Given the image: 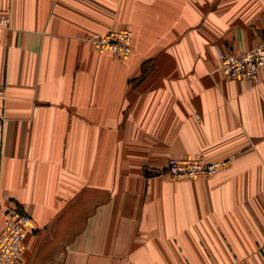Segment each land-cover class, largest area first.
Masks as SVG:
<instances>
[{
    "label": "crops",
    "instance_id": "obj_1",
    "mask_svg": "<svg viewBox=\"0 0 264 264\" xmlns=\"http://www.w3.org/2000/svg\"><path fill=\"white\" fill-rule=\"evenodd\" d=\"M0 206L30 217L17 264H264V0H0ZM128 28L125 60L94 35ZM173 157L231 164L168 179ZM3 210L0 207V229Z\"/></svg>",
    "mask_w": 264,
    "mask_h": 264
},
{
    "label": "built area",
    "instance_id": "obj_2",
    "mask_svg": "<svg viewBox=\"0 0 264 264\" xmlns=\"http://www.w3.org/2000/svg\"><path fill=\"white\" fill-rule=\"evenodd\" d=\"M10 24L6 13L0 12V28H7ZM132 34L128 28L108 31L94 35L90 42L99 52H109L116 59L125 60L131 54ZM218 70L229 81H246L253 86L260 83L259 72L264 68V41L253 48L239 53H218ZM4 98V90L0 89V99ZM5 120L0 114V123ZM190 160V163L174 159L170 162L166 173L157 172L168 179L196 178L218 172L225 162L207 165ZM3 225L0 229V264H16L24 250L26 230L30 223L27 215L21 214L16 207L3 209Z\"/></svg>",
    "mask_w": 264,
    "mask_h": 264
},
{
    "label": "rangeland",
    "instance_id": "obj_3",
    "mask_svg": "<svg viewBox=\"0 0 264 264\" xmlns=\"http://www.w3.org/2000/svg\"><path fill=\"white\" fill-rule=\"evenodd\" d=\"M174 159H177V160H180L181 162H185V163H190V160H192V161H196V162H200V163H206L207 165H209V164H212V163H217V162H225V165L223 166V167H221L220 169H219V171L218 172H220V171H222V170H225V169H227L228 167H229V165L231 164V161H232V158L231 157H228V158H226V159H223V160H218V161H205L203 158H189V157H173V158H171L170 160H169V162H168V164L166 165V167L163 169V170H161L162 171V173H166V171H167V168L169 167V164H170V162L172 161V160H174ZM191 161V162H192ZM218 172H215V173H211L210 175H207V176H200V177H196V178H177V179H197V178H208V177H210V176H213V175H215L216 173H218ZM176 180V179H175ZM10 206H13V207H16L17 208V210L21 213V214H23V215H27L26 213H24V212H22V211H20L19 210V208L16 206V205H14V204H6L5 206H0L1 208H2V210L4 209V208H6V207H10ZM28 216V215H27ZM29 217V216H28ZM3 218H4V213H3ZM29 219H30V217H29ZM31 221V220H30ZM30 224V223H29ZM2 225H3V223H2ZM29 226V225H28ZM2 228V227H1ZM27 233V232H26ZM24 248H25V244H24ZM24 251V250H23ZM22 251V252H23ZM22 254V253H21ZM21 256V255H20ZM17 264V263H16Z\"/></svg>",
    "mask_w": 264,
    "mask_h": 264
},
{
    "label": "bare ground",
    "instance_id": "obj_4",
    "mask_svg": "<svg viewBox=\"0 0 264 264\" xmlns=\"http://www.w3.org/2000/svg\"><path fill=\"white\" fill-rule=\"evenodd\" d=\"M260 79V78H259Z\"/></svg>",
    "mask_w": 264,
    "mask_h": 264
}]
</instances>
